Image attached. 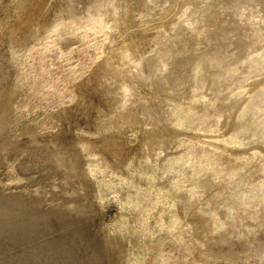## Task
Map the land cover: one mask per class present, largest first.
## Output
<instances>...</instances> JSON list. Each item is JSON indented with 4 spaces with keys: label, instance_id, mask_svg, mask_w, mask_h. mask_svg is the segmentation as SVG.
<instances>
[{
    "label": "rangeland",
    "instance_id": "1",
    "mask_svg": "<svg viewBox=\"0 0 264 264\" xmlns=\"http://www.w3.org/2000/svg\"><path fill=\"white\" fill-rule=\"evenodd\" d=\"M0 264H264V0H0Z\"/></svg>",
    "mask_w": 264,
    "mask_h": 264
}]
</instances>
